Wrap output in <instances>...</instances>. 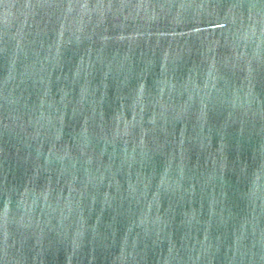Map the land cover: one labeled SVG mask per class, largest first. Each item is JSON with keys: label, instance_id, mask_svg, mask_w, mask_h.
Returning a JSON list of instances; mask_svg holds the SVG:
<instances>
[{"label": "water", "instance_id": "obj_1", "mask_svg": "<svg viewBox=\"0 0 264 264\" xmlns=\"http://www.w3.org/2000/svg\"><path fill=\"white\" fill-rule=\"evenodd\" d=\"M30 264H264V0H0Z\"/></svg>", "mask_w": 264, "mask_h": 264}]
</instances>
